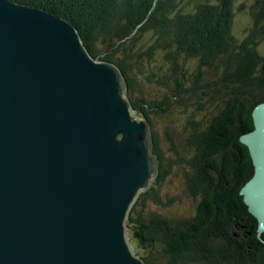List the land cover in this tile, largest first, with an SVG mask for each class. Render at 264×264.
<instances>
[{
	"label": "water",
	"instance_id": "obj_1",
	"mask_svg": "<svg viewBox=\"0 0 264 264\" xmlns=\"http://www.w3.org/2000/svg\"><path fill=\"white\" fill-rule=\"evenodd\" d=\"M126 90L68 19L0 0V264H145L126 221L159 166ZM253 121L240 193L264 241V102Z\"/></svg>",
	"mask_w": 264,
	"mask_h": 264
},
{
	"label": "trees",
	"instance_id": "obj_2",
	"mask_svg": "<svg viewBox=\"0 0 264 264\" xmlns=\"http://www.w3.org/2000/svg\"><path fill=\"white\" fill-rule=\"evenodd\" d=\"M13 1L72 22L93 57L119 66L127 97L149 121L159 171L127 221L130 242L145 262L264 264L258 221L240 194L254 165L239 139L254 128L253 109L264 102V55L257 51L264 37V0L241 5L252 19L242 39L234 34L237 0ZM139 75L158 84L159 94L146 95ZM176 107L187 115L183 128L189 135L182 138L186 153L177 151L169 160L154 115ZM203 110L206 119L200 121L195 113ZM164 161L183 172L186 191L196 202L192 214L163 212L177 201L164 200L160 191L170 171Z\"/></svg>",
	"mask_w": 264,
	"mask_h": 264
},
{
	"label": "rangeland",
	"instance_id": "obj_3",
	"mask_svg": "<svg viewBox=\"0 0 264 264\" xmlns=\"http://www.w3.org/2000/svg\"><path fill=\"white\" fill-rule=\"evenodd\" d=\"M253 2H254V0H237L234 4V13H235V15H234V34L238 39H242L246 33V30L250 27V25H252V19H251L250 15L248 14V11H247L248 10L247 5H250ZM245 3L247 5L244 6V9H240L241 5L242 4L245 5ZM31 6H33V5H31ZM39 8H41V7H39ZM42 9H44V8H42ZM237 9L243 10V11H238ZM45 10H47V9H45ZM47 11H49V10H47ZM257 51L260 54L264 55V37L261 39L260 43L258 44ZM97 60H101V59L97 58ZM103 61H105V60H103ZM138 79H139V81H142L143 87H144L143 89L145 90L146 95L150 94L149 97H151L155 93H157V95L159 94L158 90H159L160 86L158 84L148 83L145 80V78H143L140 75L138 76ZM162 90H163V88H161L160 93L162 92ZM206 101L210 103L209 99H207ZM176 108L169 109L170 111L167 114L154 115V117H155L154 118L155 128H156L155 130H156V133L158 134L159 139H160V148H161L163 157H164V155H166L167 158H169L168 155L170 154L169 160L174 158V156H175L174 153H177V151L178 152H185L186 151L185 146H183L182 138H184V136L189 135V133H187L188 131L185 130L186 128H183L184 125L187 124L186 123L187 115L184 112H182L181 109H179V108L176 109ZM205 113L206 112L204 110L201 112H196L195 113L196 119H198L200 121L206 119V116L204 115ZM190 125L191 124H189V126ZM150 131H151V128H150ZM181 132H182L183 137H182V135H180ZM167 133H169L172 136L173 141L169 137H167ZM183 155H186V154H183ZM169 163H170V161H169ZM169 163L165 162L166 168L167 169L169 168L170 171H169L168 175L165 177V179L163 180V182L161 183L160 191L163 194L162 197L164 198V200H167V197L171 196V197H177L176 198L177 201H174L170 206L167 207L168 210L166 208L165 211H163V212L165 214H169L171 216L190 215L194 211V207L196 205V202L194 200L192 202V199L189 197V195L186 191L185 184L183 182L184 181L183 180L184 176L182 174L183 172L179 169L177 170L176 165L172 164V162L170 163L171 166L168 167ZM158 166H159V162H158ZM242 187H241V189H242ZM127 228L129 230L128 235H129V240H130V229L128 226H127Z\"/></svg>",
	"mask_w": 264,
	"mask_h": 264
},
{
	"label": "bare ground",
	"instance_id": "obj_4",
	"mask_svg": "<svg viewBox=\"0 0 264 264\" xmlns=\"http://www.w3.org/2000/svg\"><path fill=\"white\" fill-rule=\"evenodd\" d=\"M46 9V8H45ZM79 30V29H78ZM87 47V46H86ZM90 52V51H89ZM92 55V54H91ZM93 58H95L96 59V57H93ZM101 61V60H100ZM254 110V109H253ZM252 117H253V112H252ZM147 120V119H146ZM148 121V120H147ZM148 123H149V121H148ZM149 126H150V124H149ZM255 127V126H254ZM254 129V128H253ZM252 129V130H253ZM247 133V132H246ZM245 134V133H244ZM244 134H242V135H244ZM241 135V136H242ZM241 136H240V138H241ZM152 138V137H151ZM141 192H143V191H141ZM140 192V193H141ZM140 193H139V195H140ZM138 197V196H137ZM137 199V198H136ZM136 201V200H135ZM248 206V205H247ZM249 209V208H248ZM129 215V214H128ZM127 221H128V218H127ZM126 221V227L128 226V222ZM129 230H128V228H127V232H128ZM129 234V233H128ZM127 237L129 238V235H127ZM130 241V240H129ZM131 243V242H130ZM141 259H142V261L145 263V264H147L146 262H145V260L141 257Z\"/></svg>",
	"mask_w": 264,
	"mask_h": 264
}]
</instances>
